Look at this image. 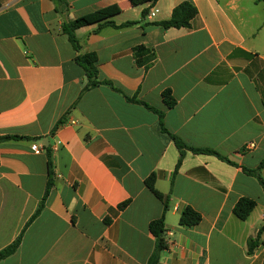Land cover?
<instances>
[{
    "label": "crops",
    "instance_id": "obj_1",
    "mask_svg": "<svg viewBox=\"0 0 264 264\" xmlns=\"http://www.w3.org/2000/svg\"><path fill=\"white\" fill-rule=\"evenodd\" d=\"M183 3L197 10L190 27H162ZM81 19L77 51L63 26ZM139 46L156 54L148 67ZM88 53L101 84L86 90ZM5 136L17 138L0 142V252L21 240L0 264H147L162 217L159 264H264V234L249 253L264 225V3L0 0ZM243 198L257 203L245 221ZM187 207L199 225H180Z\"/></svg>",
    "mask_w": 264,
    "mask_h": 264
},
{
    "label": "trees",
    "instance_id": "obj_2",
    "mask_svg": "<svg viewBox=\"0 0 264 264\" xmlns=\"http://www.w3.org/2000/svg\"><path fill=\"white\" fill-rule=\"evenodd\" d=\"M62 1V0H60ZM159 0H131V5L132 6H140L144 5L146 3H155ZM258 2H263L264 0H257ZM147 15V12H144V16ZM197 16V10L196 8L190 4V3H183L180 6H178L173 14L172 17L163 23H161V26L164 28H186L190 27L191 22L195 17ZM88 24L87 19H81V20H76L69 22L63 26V32L68 36L69 41L71 42L72 46L74 47L75 50L79 51L81 49L80 43L77 39L76 36V31ZM134 23H127L123 27L133 25ZM135 57L137 64L142 67H148L156 58V54L153 52V50H150L149 48H146L145 46H139L135 49ZM77 62L83 67V69L86 72V75L89 79V82L86 86V90L97 87L98 85L101 84L98 80V68H97V63L98 59L96 54L94 53H88L82 56H79L77 58ZM165 98L167 99V105L169 107H173L175 105V100L171 96V92L167 91L165 93ZM160 117L162 118V113H159ZM62 123L59 122L58 125ZM57 125V127H58ZM55 128V130L57 129ZM163 127V126H162ZM164 129V128H163ZM165 130V129H164ZM17 137H12V136H5V137H0V142L14 139ZM175 143L177 147L182 151L186 146L179 141L178 139L174 138ZM193 153L195 154H207V155H214L217 156L219 159L226 161L232 165H235L233 162H231L229 159L226 157L220 155L219 153L209 150V149H196V148H189ZM182 159H180L175 173L178 172V169L181 165ZM254 175L258 177V179L261 181V183L264 186V180L262 179L260 172L256 171L254 172ZM55 185L54 181L52 178H49L47 188H46V193L44 196V199L42 200L41 204L39 205V208L35 215L32 217L31 222L41 213V211L45 207V202L47 197L50 194V191L52 187ZM147 187L153 192V194L160 200H163V196L156 191L155 189V176H152L150 179L146 181ZM128 202L124 203L121 205V209H124L128 206ZM257 203L254 200L248 199V198H243L241 199L235 206L234 208V214L237 218H239L242 221L247 220L251 213L254 211L256 208ZM202 221V216L194 211L192 208L187 207L180 218V225L183 227H194L200 224ZM150 232L154 235V237L157 239V244L156 248L151 255V257L148 260L147 264H159L161 260V255L162 253L168 249V244L165 241V219L162 217L159 220L151 222L149 226ZM264 234V225L261 227L257 237L255 239H251L249 241V253H253L254 250L260 245V239L262 235ZM20 238L11 246L8 248L4 249L3 251L0 252V261L10 257L13 255L17 249L20 246Z\"/></svg>",
    "mask_w": 264,
    "mask_h": 264
},
{
    "label": "built area",
    "instance_id": "obj_3",
    "mask_svg": "<svg viewBox=\"0 0 264 264\" xmlns=\"http://www.w3.org/2000/svg\"><path fill=\"white\" fill-rule=\"evenodd\" d=\"M150 16H155V12H152L151 14H150ZM254 145H253V143H249V144H247V148L249 149V148H252ZM33 150L37 153V154H39L40 152H41V150H40V148L38 147V146H35L34 148H33Z\"/></svg>",
    "mask_w": 264,
    "mask_h": 264
}]
</instances>
